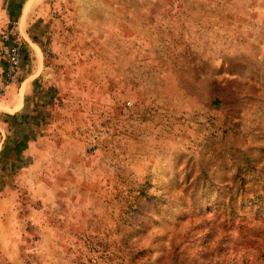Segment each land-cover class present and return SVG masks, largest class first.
<instances>
[{"label":"rangeland","instance_id":"rangeland-1","mask_svg":"<svg viewBox=\"0 0 264 264\" xmlns=\"http://www.w3.org/2000/svg\"><path fill=\"white\" fill-rule=\"evenodd\" d=\"M38 12L0 98V264H264V0Z\"/></svg>","mask_w":264,"mask_h":264},{"label":"built area","instance_id":"built-area-1","mask_svg":"<svg viewBox=\"0 0 264 264\" xmlns=\"http://www.w3.org/2000/svg\"><path fill=\"white\" fill-rule=\"evenodd\" d=\"M0 60L5 63L4 84L0 87V98H2L9 86L16 81L23 60V50L16 21L10 22L0 35Z\"/></svg>","mask_w":264,"mask_h":264},{"label":"crops","instance_id":"crops-1","mask_svg":"<svg viewBox=\"0 0 264 264\" xmlns=\"http://www.w3.org/2000/svg\"><path fill=\"white\" fill-rule=\"evenodd\" d=\"M44 0H23L20 6H17V22L20 28L23 25L24 29L29 26V23L34 21L33 16L38 14V10ZM25 30L23 34L25 33ZM20 34L22 31L20 30ZM26 34V33H25ZM29 81V80H28ZM21 82V86L18 89H13L9 91V99L3 104L1 109L4 113H15L20 112L26 106V94L28 93L29 82L27 86ZM28 103V102H27Z\"/></svg>","mask_w":264,"mask_h":264}]
</instances>
